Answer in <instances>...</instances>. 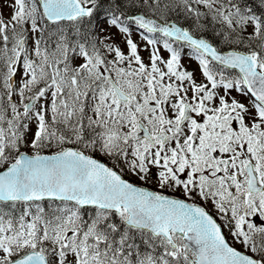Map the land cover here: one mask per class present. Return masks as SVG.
<instances>
[{"label":"snow or ice","instance_id":"6c2138e0","mask_svg":"<svg viewBox=\"0 0 264 264\" xmlns=\"http://www.w3.org/2000/svg\"><path fill=\"white\" fill-rule=\"evenodd\" d=\"M0 264H264V0H0Z\"/></svg>","mask_w":264,"mask_h":264},{"label":"rangeland","instance_id":"374dc122","mask_svg":"<svg viewBox=\"0 0 264 264\" xmlns=\"http://www.w3.org/2000/svg\"><path fill=\"white\" fill-rule=\"evenodd\" d=\"M9 12H10V9H7V8H6V9H4V15H5V16H7V15L9 14ZM186 63H187V62H186ZM191 67H193V68H194V67H195V65L193 64V65H191Z\"/></svg>","mask_w":264,"mask_h":264}]
</instances>
